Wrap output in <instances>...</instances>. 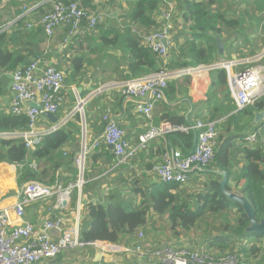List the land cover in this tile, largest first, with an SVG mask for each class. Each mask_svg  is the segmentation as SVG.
<instances>
[{"label": "trees", "instance_id": "obj_1", "mask_svg": "<svg viewBox=\"0 0 264 264\" xmlns=\"http://www.w3.org/2000/svg\"><path fill=\"white\" fill-rule=\"evenodd\" d=\"M2 1L0 0V3ZM168 1L174 3V0ZM254 1L258 10L254 21L257 29L254 31L259 33L261 28L264 29V0ZM245 2L248 0H237L229 3L230 5L228 4V7L223 9L222 6L220 7L222 0H182L179 6L181 14L178 17L181 29L179 32L173 31L174 44L168 55L170 62L165 64L167 68L172 71L211 64L216 49L208 34L221 35L234 31L241 33L246 24L245 15L248 13L236 14V11L231 14L228 10L233 4H236V8L240 9ZM83 3H81L82 6ZM164 8V0H134L128 14V18L132 22L130 27L123 28L102 23L97 26L96 32L95 30H85L84 33H99L102 49H114L128 59V79L141 77L158 70L162 63L160 59L162 57L152 52L143 43L139 33H150L159 29L163 25L161 12ZM35 11L43 14L45 9L38 8ZM12 16L9 14V18ZM8 21L6 18L0 20V26ZM24 24V20L20 18L8 31L0 34V76L3 73L14 72L34 59L47 58V54L41 49L40 44L48 43L53 36L47 37L42 25L38 24L33 29H25ZM75 40L64 46L56 56L63 65L73 66L77 71H82L88 59L84 55L77 54L76 47L72 43ZM211 75L214 92L228 90L226 69H213ZM1 83L0 81V90ZM176 89V82L170 81L166 93L174 92ZM85 94L87 93L83 90L81 95ZM225 98H230L228 91ZM87 120L89 119L86 116V122ZM174 122L182 123L183 120H174ZM27 124L28 118L24 114L0 112L1 133L23 130ZM102 129L104 130V128ZM102 129L98 135L102 133ZM79 134H81V117L77 112L73 115V121H68L66 126L46 135L42 145L31 153L26 149L21 138L0 137V161L12 165L24 164L22 169L18 168L20 183L44 182L43 175L46 170L41 167L39 162L46 160L56 163V166L59 167L63 159H58L56 152L71 138H74V135ZM170 141L176 148L189 153L194 147L195 137L193 133L178 132L170 137ZM218 143L215 159L209 167H216L227 173V190H233L231 182L235 181L237 185L243 182L239 190L240 193L250 202L257 221L264 222V144L252 143L248 145V142L241 138L222 143L218 141ZM108 153L107 146L103 145L87 155L85 179L90 176L89 164L97 162L99 154L116 159L114 154L110 156ZM28 157L38 161L40 171L39 168L34 170L28 166L26 163ZM235 164L241 165L238 170H235ZM93 168L98 169L95 166ZM132 192L141 195L142 199L138 205L118 198L106 204L89 203L84 209L82 208L80 240L86 243L101 241L114 245L132 246L138 243L144 244L142 239L135 242L139 233L144 231L146 235L150 236L151 234L152 236L156 229V215L165 217L171 230L180 228L183 231L200 230V223L209 219L211 223L207 222L206 225L210 229L203 242L199 244V249L202 252L216 258L234 254L244 264H264V234L247 232L250 222L243 207L228 200L223 194L220 183L213 176H209L207 181L197 184L194 188L189 187V183L177 185L158 182L145 188L139 187V185L133 186ZM76 195L77 190L75 189L72 192L71 204L72 202L76 203ZM214 227L216 228L215 233L212 230ZM145 243L147 242L145 241ZM172 245L174 244H170V246ZM176 246L184 247L178 244ZM186 246L185 248L193 250L188 245ZM149 248L155 250V248ZM158 249H162V247ZM145 264L166 263L161 259H156L147 261Z\"/></svg>", "mask_w": 264, "mask_h": 264}, {"label": "crops", "instance_id": "obj_2", "mask_svg": "<svg viewBox=\"0 0 264 264\" xmlns=\"http://www.w3.org/2000/svg\"><path fill=\"white\" fill-rule=\"evenodd\" d=\"M78 1L81 3L85 1L83 6L89 11H98V0ZM115 1L116 2L113 4L116 5L117 0ZM235 1L237 0H222L220 7L222 6L223 9H226L229 3ZM40 2H42V0H15L13 2L3 0L0 3V20L6 18L10 21L20 17L24 20L25 24L31 22L34 24V27H36L40 20H36L38 16L36 14L38 12H36V9H33V7ZM236 7L237 5L233 4L228 12L231 14H234L236 11V14H240L241 12L248 13L244 18L246 24L243 31L241 33H236L235 31L226 32L221 35L208 34V36L212 38L211 43L216 49L211 61L212 63L207 65L206 68L204 67L195 70L193 73L183 74L182 76L170 80L176 82L177 89L174 92L166 93L165 99L157 104L153 113V122L156 125L165 122L175 123L174 120L180 119L183 120L182 123H194L197 120L214 121L217 124L218 141L221 143L227 140L234 141L241 138L248 142V145L252 143L264 144V96L255 102L250 111L238 112L237 102L230 86V78L234 74L254 65H264V57L260 58V60L257 59L258 55L264 52V33L260 34L254 31L257 29L254 24L256 20L255 16L258 15L254 0H248L240 9ZM9 14L13 16L9 18ZM111 18H115L114 15L111 16ZM25 24L24 28L27 29V25ZM81 35L82 36L79 37H85H83L82 40L76 39L72 43L74 47H76L77 54L84 55L88 59L82 71H77L73 66L63 65L56 56L64 47L61 44L64 38L63 28H58L52 40H49L48 43L40 44L41 49L47 54V58L42 60L43 63L60 68L65 75L66 82L63 91L65 101L59 113L54 115L56 122L47 116H42L38 126L41 130H48L56 126L59 122L61 123L65 120L73 121V115L75 114L74 109L76 108L75 99L77 98L75 89L78 91L79 88H82V92L85 90L87 93L86 95H90L95 92L89 89L90 86L102 85L104 83L105 87L110 84V86L105 88L101 93L91 97L84 106L85 118L87 116L89 119L86 122L88 141L91 143L100 135H98V133L104 128L103 114L110 110L112 116L116 118L118 123L125 129L131 145L135 146L139 143L140 135L148 130L149 122L135 111L133 100L124 97L120 88L113 86L115 83L120 84L125 81V79H128V59L114 49H102V47H100L101 41L99 39V33H83ZM219 41L224 45L223 53L219 51ZM160 59L162 61L160 67L170 62L169 57ZM96 61H98L97 64ZM227 61L234 62L230 70H226L228 73V90H224V92H214L212 89L211 75L213 69L208 68V66ZM11 75L12 72H7L0 76V81L2 82L0 90V112H10L13 97L11 91ZM103 79L108 80L104 81ZM227 91L230 94L229 99L225 98ZM254 133L258 135L257 140L253 142L247 141L246 137ZM81 134L74 135V138H71L56 152L58 159H63L59 167L56 166V163L47 162L46 160H41L39 162L41 167L46 170V173L43 175L44 182L42 183L50 186L61 185L62 188H67L70 184H73L77 176V160L82 144ZM168 143H171L170 136L153 139L148 143L145 149L139 151L135 159L125 164H118L117 159L108 158L104 154H99L97 162H91L89 164L90 176L88 179H85L78 190L80 200L78 206L80 205V209H84L89 203L106 204L118 198H121L125 202H133L134 205H138L142 199L141 195L134 194L132 188L138 185L139 187L145 188L154 183H161L154 171V167L161 162L163 150ZM170 145L176 148L172 144ZM107 149L109 152L108 155H113L112 149L108 146ZM32 151H30V153ZM26 163L28 166L31 163H36L37 169L39 168L40 171L37 160L28 157ZM93 166L98 167V169L93 168ZM240 166L241 165L235 164V170H238ZM18 171L17 165L0 161V206L12 205L16 200L17 193L26 183H20ZM214 171L221 170L216 167H209L205 170L194 171L190 178L189 187L194 188L197 184L207 181L209 176H213L220 183L223 177L221 178L222 175L214 173ZM231 184H233L232 192L240 193L239 190L243 182L237 185V183L233 181ZM53 201L54 198H49L30 204L27 207V218L37 226H41L46 219L59 214L58 210H51ZM68 209H65L62 214L71 220L76 213L72 210L68 211ZM84 213L83 210V214ZM157 217L156 215V221ZM261 223L262 222L258 221L259 225H261ZM176 231H178V234H174ZM191 232V230L182 231L180 228L177 230H170L167 232V237H165L163 241L160 240L161 242L159 243L157 242L159 239L158 237L162 238V236L154 231L152 237L147 235L148 239H144L147 242L145 245L151 248H157V246H154L157 242L162 248L166 245L178 244L184 247L188 245L192 249H199L200 246L189 239L192 235L190 234ZM52 234L58 236L56 231H52ZM137 239H140L139 235ZM200 239V243L203 242L202 240H204V238ZM144 240L142 238V242ZM84 250L87 251V255L84 257L83 261L84 264H140L135 255L109 253L98 258L96 247L87 246L84 247ZM66 257L67 255H64L59 258L60 264L74 263L73 259H66ZM43 263H46V261Z\"/></svg>", "mask_w": 264, "mask_h": 264}, {"label": "built area", "instance_id": "obj_3", "mask_svg": "<svg viewBox=\"0 0 264 264\" xmlns=\"http://www.w3.org/2000/svg\"><path fill=\"white\" fill-rule=\"evenodd\" d=\"M164 3L165 8L161 12L163 25L150 33H139V35L152 52L167 58L174 44L176 13L174 3L168 0H164ZM40 7H43L45 12L41 16L39 25L43 26L47 37H52L58 28H63L64 38L61 43L63 46L75 40L85 30H94L107 16L102 12L89 11L78 0H42L33 9ZM19 19L20 17L0 26V34L8 31ZM33 27V23L27 24V28ZM233 64L234 62L227 61L208 68L230 70ZM204 67L206 68L207 65L170 71L166 65H163L150 74L113 84L114 87L120 88L124 97L133 100L135 111L149 122V128L140 135L139 143L133 146L127 138L125 129L108 110L103 114V132L91 143L88 141L87 133L82 137L77 160L80 182L85 172L87 155L103 144L112 145V152L118 164H125L135 159L139 151L145 149L151 140L171 137L178 132L193 133L194 147L186 153L182 149L173 148L171 143H168L163 150L161 162L154 167L160 181L165 184L185 185L190 182L194 171L209 168L215 159L219 144L216 122L197 120L194 123L165 122L160 125L153 122L154 110L157 104L165 99L170 80ZM65 82V75L60 69L54 65L44 64L40 58L12 72L13 97L10 112L26 115L28 124L25 129L17 132H0V137L21 138L26 149L32 151L42 145L46 135L66 125L67 120L59 122L48 130H41L38 126L42 116L46 113L57 115L63 107ZM230 86L237 102V111H250L255 102L264 96V65H254L234 74L230 78ZM75 94L78 99L77 89ZM33 104L40 107L36 108ZM257 138V133H254L247 136L246 140L253 142ZM17 166L22 169L24 164ZM29 167L36 170L37 164L31 163ZM76 187L80 188L81 185L70 184L67 188H62L61 185L50 186L39 181H29L19 190L12 205L0 206V264H42L44 261L58 258L64 250L86 246L101 247L104 254L135 255L140 264L156 259H161L166 264H244L234 254L216 258L202 251L179 248L176 245H167L166 248L154 250L142 243L124 246L101 241L83 242L80 240V205L71 220L62 214L69 208L70 195ZM49 198H54L51 210H58L59 214L37 226L27 218V207L34 202ZM52 231H56L58 236H54ZM143 236V233H139L140 239Z\"/></svg>", "mask_w": 264, "mask_h": 264}, {"label": "rangeland", "instance_id": "obj_4", "mask_svg": "<svg viewBox=\"0 0 264 264\" xmlns=\"http://www.w3.org/2000/svg\"><path fill=\"white\" fill-rule=\"evenodd\" d=\"M133 1L134 0H117V4L115 5V4H113L114 2H116L115 0H98V7H99V8H97L98 9V12H102L103 14H106L107 15L106 17H104L105 18L104 21L101 22L100 24H102V23H105V24L106 23H109V25L121 26L123 28L125 26H129L130 27L132 22H130V20L128 18L129 17L128 14H129V12H130V10L132 8ZM181 1L182 0H174V7H175V13H176L175 14L176 19H175V24H174V30H175V32L176 31L179 32L180 29H181L180 28L181 27L180 26V23L178 21V17L181 14V9H179V6H180ZM103 5H104V7H102ZM36 15H38L37 18H36V20H40L42 14L41 13H37ZM113 15H114L115 18H111V16H113ZM95 32H96V30H95ZM95 32H93V33H95ZM259 33L260 34L261 33L263 34L264 33V29L261 28ZM83 37H85V36H83ZM83 37H77L76 39H81L82 40ZM97 62L98 61H96V64H97ZM103 80L105 81V80H108V79H103ZM104 85H105L104 83L102 85H93V86H90L89 89L96 91V90L104 87ZM77 88H78V86H77ZM81 93L82 92H80V93L78 92V95H80L81 99H85L87 96H89V95H86V94L85 95H81ZM77 105H78V99L76 98L75 99V106H77ZM84 116H85V110H84ZM81 126H82V119H81ZM81 136H82V134H81ZM77 167H78V165H77ZM84 181H85V177H84ZM78 183H80L79 173H77V176H76L75 181L73 182V184H78ZM80 185H81V183H80ZM75 189L77 190L76 203L74 204L72 202L71 207L68 209V211L69 210H72V211H75V213H76L77 212V207H78V202H79V191L78 190L80 188L76 187ZM71 198H72V196H71ZM73 200H74V197H73ZM210 221L211 220H209V219H207L206 221L203 220V222L200 223L201 229L200 230L197 229L196 231H192L190 233L192 235L189 237V239L190 240H193L195 243H197L199 245L200 244V241H201L200 238H204L206 236L207 232L210 229L209 227L207 228V225H206L207 222L211 223ZM170 230H171L170 229V225L167 224L165 217L158 216L157 217V221H156V229H155V232L159 233L162 236V238L158 237L159 239H158L157 242L160 243L161 242L160 240L163 241L164 238L167 237V232H169ZM212 230L214 231V233L216 232V228L215 227L212 228ZM176 232L174 234H178V231H176ZM143 233H144L143 239H148L146 233L144 231H143ZM150 236H151V234H150ZM153 238L155 239V236L154 235H153ZM138 241H139L138 239L135 240V242H138ZM143 242H144V244H146L145 241H143ZM157 242L155 243L154 246L155 247L157 246L159 248L160 246L158 245ZM158 248H155V250H157ZM193 250H195V249H193ZM198 250H200V249H198ZM64 255H67L66 259H70V260L73 259V261H74L73 264H84L83 261H84V257H86V255H87V251L84 250V247H82V248H79L78 247V248H75V249H67V250H64L59 255L58 258L53 259L51 261H46V263H43V264H59L60 263L59 262V258L61 256H64Z\"/></svg>", "mask_w": 264, "mask_h": 264}, {"label": "water", "instance_id": "obj_5", "mask_svg": "<svg viewBox=\"0 0 264 264\" xmlns=\"http://www.w3.org/2000/svg\"><path fill=\"white\" fill-rule=\"evenodd\" d=\"M218 48L220 53H223L224 51V45L222 42H218ZM264 57V52L260 55H258L257 59ZM232 64V63H229ZM241 75V73H240ZM110 85H107L105 87H102L98 90H96L95 92L91 93L88 97H86L85 99H81L80 95L78 97V105L76 106V108L74 109V112H79L81 119H82V137H85L86 133H87V125H86V118L84 116V105L87 103V101L90 100L91 97H94L96 95H98L99 93H101L105 88H108ZM78 92H82V88L78 89ZM34 107L39 108L40 105L37 104H33ZM45 116L49 117L50 119H52L53 121L56 122V120L54 119V115L51 113H46ZM4 138H12V137H4ZM110 149H112V145L108 146ZM214 173H219V175H222V180L220 181V186L221 189L223 191V194L228 198L229 201L234 202V203H238L240 204L244 211L246 212L248 218H249V222H250V226L247 228V232H254L257 234H264V222L261 223V225L258 224L257 219L255 218V214H254V209L251 206L250 202L244 197V195L240 194V193H235L232 192L230 190L226 189V182H227V173L225 171H214ZM81 181L82 184L84 182V174L81 176ZM81 184V186H82ZM166 246H164V248H166ZM97 248V257L100 258L102 255H104V251L103 248L101 247H96Z\"/></svg>", "mask_w": 264, "mask_h": 264}, {"label": "bare ground", "instance_id": "obj_6", "mask_svg": "<svg viewBox=\"0 0 264 264\" xmlns=\"http://www.w3.org/2000/svg\"><path fill=\"white\" fill-rule=\"evenodd\" d=\"M82 184V182H80ZM80 183H79V186H80Z\"/></svg>", "mask_w": 264, "mask_h": 264}]
</instances>
